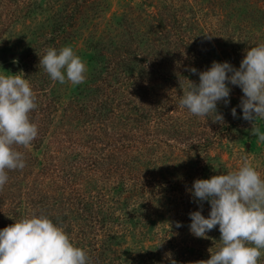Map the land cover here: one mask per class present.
Returning a JSON list of instances; mask_svg holds the SVG:
<instances>
[{
  "label": "trees",
  "instance_id": "1",
  "mask_svg": "<svg viewBox=\"0 0 264 264\" xmlns=\"http://www.w3.org/2000/svg\"><path fill=\"white\" fill-rule=\"evenodd\" d=\"M88 9L87 6L84 11L75 7L65 14L52 25L57 38L48 40L36 54L27 55L20 74L11 70V75H22L28 80L36 96L37 108L30 113L31 122L38 126L34 141L48 130L62 100L61 94L59 96L53 88L56 81L39 65V59L48 48L59 50L81 32L72 20L77 18L76 14L90 15ZM196 9L175 7L169 10L171 17L163 18L156 11L144 8L139 15V18L143 16L142 28L130 26L134 19L123 13L119 17L118 30H95L90 46L95 51L91 53V60L96 63L85 82L80 84L89 89L91 83L95 89L62 100V110L75 124L69 120L72 125L69 129L62 130L59 125L50 128L52 135L65 137H55L52 144L57 145L50 147L44 156L29 153L27 147L15 146L24 154L26 166L22 170L8 171V182L0 191V229L33 214L46 215L66 231L75 246L87 252L89 264H200L220 247L219 244L211 246L207 236L200 238L191 234L189 238L183 233H170L165 226L163 236H158L161 240H152L149 247H132L125 238V232L132 226L139 227L138 232L142 234V227L153 219L171 220L170 216L179 210L181 202L193 200V183L184 179L186 175L168 178L165 184L156 175L158 170L166 168L163 159L173 155L172 150L163 146L180 149L182 153L174 152V159L179 158V154L180 157L186 155L185 162L189 161L190 151L198 152L200 159L196 168L199 167V179H204L211 173L207 162L201 164L208 155L209 145L223 136L220 131L236 126L241 114L236 110L234 118L232 110H227L226 115H231V120L214 126L215 139L199 138L188 148L177 147L190 132L187 126L190 119L197 117L181 108L179 100L189 82L198 84L199 72L211 67L205 53L200 55L201 52L196 54L190 50L197 45L196 38L187 32L191 22H199L198 15L194 16ZM219 10L222 11L219 16L225 15L224 7ZM209 21L210 16L208 21L204 20L206 25ZM4 62L0 61V65ZM228 63L239 68L232 59ZM129 64L136 66L140 74H133ZM192 68L197 70L195 74ZM175 82H179L176 86L181 87V93L158 95L160 85L172 87ZM47 90H51V94ZM87 94L88 100H83L82 95ZM116 115H121L122 119L112 124ZM122 176L129 183L124 180L118 187L127 195L111 207L105 197L93 190V181L99 177L109 181ZM191 180L194 181L190 177ZM169 188L173 191L169 192ZM129 198L141 207L127 209L125 204L130 203ZM115 209H122L123 213L117 214ZM100 227L105 233L97 242ZM112 229H115L113 234Z\"/></svg>",
  "mask_w": 264,
  "mask_h": 264
},
{
  "label": "rangeland",
  "instance_id": "2",
  "mask_svg": "<svg viewBox=\"0 0 264 264\" xmlns=\"http://www.w3.org/2000/svg\"><path fill=\"white\" fill-rule=\"evenodd\" d=\"M85 6L89 8L88 10L91 11V14L86 17L76 14L77 18L72 20L76 21V24L81 28V32L77 33L68 42H65L62 47L71 46L86 63L88 67L86 76L90 75L92 66L96 63L95 60H91V53H95V51L90 46L91 38L96 32L95 30L106 29L112 32L118 30L120 28L119 17L123 13H126L129 19H134L133 25L130 26L142 28L144 26H141L143 16L139 18V15L144 8L149 9V11H156L163 18L171 17L169 10H173L175 7L197 8V13L194 16L198 15L199 22H191V26L187 29L189 36L195 37L197 41L194 49L191 47L190 50H194L196 54L201 52L200 55L205 53V57L211 65L214 61L228 62V60L232 59L233 62L238 63L240 66L246 51L250 47L264 43V0H0V61H5L0 65V74L11 75V70L20 74L24 69L27 55L36 54L46 46L48 40L52 41L57 38L58 35L54 33L55 30L52 29V25L61 20L65 14L74 11L75 7H80L84 11ZM222 7H224L223 12L225 15L219 16L221 15L220 12H222L219 9ZM204 11L207 13L204 14ZM189 16H192V13H189ZM209 16L211 25L208 23L206 25L204 20L208 21ZM219 19H222V21L220 20L219 22ZM67 21L69 22L70 20ZM120 26L123 28V23H120ZM227 34H229V37ZM232 34L233 38L231 37ZM202 41L203 44L200 45ZM234 41L238 44L236 45ZM194 51H191V53ZM181 52L187 51L182 50ZM160 60L164 61L162 57H160ZM14 61L20 64L18 69L12 67ZM3 65L5 67L2 68ZM129 65L132 66L129 70L133 74H140L136 66ZM228 75H231V73H228ZM178 84L179 82H175L172 87L166 84L160 85L158 87V95L165 97L169 92V96L175 91L178 94L181 93V87L176 86ZM88 87L89 89L83 85L61 84L58 81L53 84V88L58 92L57 94L59 96L61 94L62 100L65 101L71 96L76 97L78 94H85L88 90L95 89V86L91 83L88 84ZM228 87L230 88L229 102L225 104L223 100L219 101L217 103V112L223 115V122L225 121V123L231 120V115H226L227 110L235 108L241 114L237 117L236 126L228 131L223 130L222 133L220 131L219 134L223 136L219 135L221 137L209 145L210 149L205 157V160L208 161L203 160L201 164L205 165L207 162L208 165L206 166L211 173H208L204 179L236 170L241 163L240 158L242 156H246L251 165L264 178V144L258 143L256 137L251 135L252 123L241 117V115L243 116V111L240 104L244 95L242 89L239 86L232 85L230 82H228ZM47 92L51 94V90H47ZM82 97L83 100H88L89 95H82ZM62 100L61 105L56 109V119H53L51 127L49 126L45 134L39 136L41 137L40 139L33 140L27 146L29 153L39 157L44 156L50 147L57 145L52 144L55 137H60L61 139L65 137L63 134L52 135L49 132L50 128L59 125L62 130L69 129L72 127L69 120L75 124L73 119L69 118V115L62 110ZM118 118L122 119L121 115H116L111 123L114 124ZM220 124L213 123L211 117H193L187 125L190 132H187V136L184 139L178 140L177 147L188 148L191 142L199 138L215 139L212 135L216 128L214 126L217 125L219 127ZM257 124L261 130H264V120H258ZM216 132L218 131L216 130ZM65 146L70 145L66 144ZM163 147L173 152V157L163 159L166 168L156 172L163 184L168 178H180L181 175H186L184 179L189 180L190 183L199 179V167L196 168L200 159L197 156L198 152L190 151L189 161L185 162L186 155L180 157L182 153L180 149ZM166 152L168 154L169 151ZM174 152H180L179 158L174 159L176 155ZM183 163L187 164L186 168ZM100 174L104 175V173ZM190 177L194 181H190ZM106 179V177H99L96 181H93V190L96 193L98 191L107 200V205L113 207L127 195L124 189L118 187L125 180V176L110 179L109 181H106ZM125 182L129 183L127 180ZM167 186L169 187V185ZM169 190V192L173 191L170 188ZM176 193L180 195L181 191H176ZM192 199V201L184 200L185 203L181 202L179 210L170 216L171 220L153 219L147 226L142 227V234L138 232L139 227L132 226L129 231L125 232L128 244L132 247H149L152 240H161L158 236H163V226L170 233H183L190 238L192 233L190 231L191 219L189 218L191 217L189 214L194 211H201V214L207 218L211 210V205L208 201L199 202L194 197ZM129 200H131L130 203L125 204L127 209L132 210L134 206L141 207L134 202V199L129 198ZM124 201L128 202L126 199ZM142 209L145 210L144 207ZM115 210L117 214L123 213L122 209ZM177 223L181 226L177 227ZM114 230H111L112 234L115 233ZM104 233L105 231L101 227L97 230V242L101 240ZM120 235L123 236L122 233ZM215 235L220 236L218 226L206 233L211 246L221 245L220 237L216 238ZM259 264H264V255H262Z\"/></svg>",
  "mask_w": 264,
  "mask_h": 264
},
{
  "label": "clouds",
  "instance_id": "3",
  "mask_svg": "<svg viewBox=\"0 0 264 264\" xmlns=\"http://www.w3.org/2000/svg\"><path fill=\"white\" fill-rule=\"evenodd\" d=\"M39 65L53 81L72 86L83 84L88 72L71 46L48 48ZM191 71L197 72L195 68ZM228 82L242 89L243 119L252 123L251 135L264 144V130L257 124L264 120V43L250 47L238 69L226 61H214L199 72L198 84L189 82L179 105L193 116L223 123L217 103L229 102ZM36 108V96L27 79L0 74V191L8 182V171L26 166L24 154L15 146L27 147L38 136V126L30 120ZM232 115L236 117L235 108ZM240 159L234 171L193 182V197L208 201L211 210L207 218L201 211L191 212L190 231L205 238L218 226L221 242L200 264H259L264 255V178L246 156ZM0 264H89V256L48 216L33 214L0 229Z\"/></svg>",
  "mask_w": 264,
  "mask_h": 264
},
{
  "label": "water",
  "instance_id": "4",
  "mask_svg": "<svg viewBox=\"0 0 264 264\" xmlns=\"http://www.w3.org/2000/svg\"><path fill=\"white\" fill-rule=\"evenodd\" d=\"M12 67L15 68V69H18L20 67L19 62L14 61L13 64H12Z\"/></svg>",
  "mask_w": 264,
  "mask_h": 264
}]
</instances>
